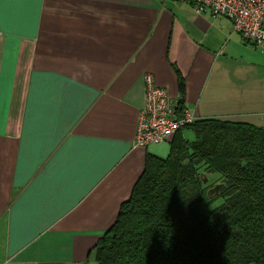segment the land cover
Segmentation results:
<instances>
[{
	"label": "crops",
	"instance_id": "0c3cea01",
	"mask_svg": "<svg viewBox=\"0 0 264 264\" xmlns=\"http://www.w3.org/2000/svg\"><path fill=\"white\" fill-rule=\"evenodd\" d=\"M0 264H97L148 155L145 76L195 120L264 128V46L183 0L0 7Z\"/></svg>",
	"mask_w": 264,
	"mask_h": 264
},
{
	"label": "trees",
	"instance_id": "16d2710c",
	"mask_svg": "<svg viewBox=\"0 0 264 264\" xmlns=\"http://www.w3.org/2000/svg\"><path fill=\"white\" fill-rule=\"evenodd\" d=\"M203 176L218 177L217 195V183L204 184ZM95 260L264 264V128L203 119L178 131L167 158L147 156L129 200L95 246Z\"/></svg>",
	"mask_w": 264,
	"mask_h": 264
},
{
	"label": "built area",
	"instance_id": "2783aa9c",
	"mask_svg": "<svg viewBox=\"0 0 264 264\" xmlns=\"http://www.w3.org/2000/svg\"><path fill=\"white\" fill-rule=\"evenodd\" d=\"M197 13L225 18L232 31L252 47L264 46V0H183ZM1 35V32H0ZM195 118L167 92L157 88L151 76H145V108L139 114L134 147L146 148L170 140Z\"/></svg>",
	"mask_w": 264,
	"mask_h": 264
},
{
	"label": "rangeland",
	"instance_id": "374dc122",
	"mask_svg": "<svg viewBox=\"0 0 264 264\" xmlns=\"http://www.w3.org/2000/svg\"><path fill=\"white\" fill-rule=\"evenodd\" d=\"M184 136L187 138V139H192V134L190 133V132H186V133H184ZM203 178V180H204V178H206L207 179V182H206V184H209V185H214V184H216L218 181H219V179H218V177L217 176H203L202 177ZM219 183H217V185H218ZM219 202H217V204H218Z\"/></svg>",
	"mask_w": 264,
	"mask_h": 264
},
{
	"label": "water",
	"instance_id": "95a60500",
	"mask_svg": "<svg viewBox=\"0 0 264 264\" xmlns=\"http://www.w3.org/2000/svg\"><path fill=\"white\" fill-rule=\"evenodd\" d=\"M206 182H207V179L206 178H204V180H203V183L204 184H206ZM222 187V185L221 184H218V185H216L215 187H214V193H215V195H217L218 194V191H219V189Z\"/></svg>",
	"mask_w": 264,
	"mask_h": 264
},
{
	"label": "snow or ice",
	"instance_id": "6c2138e0",
	"mask_svg": "<svg viewBox=\"0 0 264 264\" xmlns=\"http://www.w3.org/2000/svg\"><path fill=\"white\" fill-rule=\"evenodd\" d=\"M4 3H5V0H0V7H2Z\"/></svg>",
	"mask_w": 264,
	"mask_h": 264
}]
</instances>
